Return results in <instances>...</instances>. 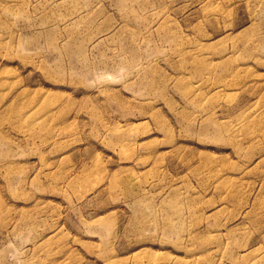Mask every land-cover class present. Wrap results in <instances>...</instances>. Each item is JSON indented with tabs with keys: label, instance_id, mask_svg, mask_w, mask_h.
I'll return each instance as SVG.
<instances>
[{
	"label": "rangeland",
	"instance_id": "obj_1",
	"mask_svg": "<svg viewBox=\"0 0 264 264\" xmlns=\"http://www.w3.org/2000/svg\"><path fill=\"white\" fill-rule=\"evenodd\" d=\"M0 264H264V0H0Z\"/></svg>",
	"mask_w": 264,
	"mask_h": 264
},
{
	"label": "bare ground",
	"instance_id": "obj_2",
	"mask_svg": "<svg viewBox=\"0 0 264 264\" xmlns=\"http://www.w3.org/2000/svg\"><path fill=\"white\" fill-rule=\"evenodd\" d=\"M123 3H125L124 1H122ZM126 4H128V2H126Z\"/></svg>",
	"mask_w": 264,
	"mask_h": 264
}]
</instances>
